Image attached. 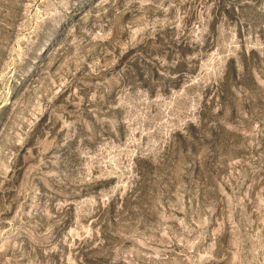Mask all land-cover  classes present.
I'll return each instance as SVG.
<instances>
[{"label":"rangeland","instance_id":"rangeland-1","mask_svg":"<svg viewBox=\"0 0 264 264\" xmlns=\"http://www.w3.org/2000/svg\"><path fill=\"white\" fill-rule=\"evenodd\" d=\"M0 264H264V0H0Z\"/></svg>","mask_w":264,"mask_h":264}]
</instances>
